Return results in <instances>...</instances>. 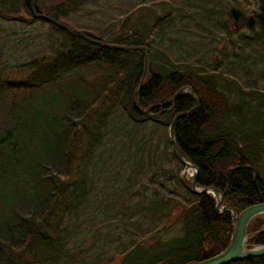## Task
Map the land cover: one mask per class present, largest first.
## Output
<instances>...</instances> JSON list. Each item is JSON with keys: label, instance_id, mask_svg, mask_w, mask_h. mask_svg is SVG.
<instances>
[{"label": "trees", "instance_id": "1", "mask_svg": "<svg viewBox=\"0 0 264 264\" xmlns=\"http://www.w3.org/2000/svg\"><path fill=\"white\" fill-rule=\"evenodd\" d=\"M216 1L220 0H208L209 18L215 15ZM8 2L10 6L23 5L33 16L31 0ZM35 6L37 13L56 20L66 11L63 0L44 12ZM144 22L139 20L142 32L123 25L107 37L73 23L72 31L51 23L64 35L53 51L16 66L28 72L23 71L22 80L14 86L26 90L42 87L45 96L57 100L64 95L76 109L70 115L69 110L58 107L60 113L51 117L47 104L36 124L43 141L40 144L35 139L27 148L17 135L23 129L20 121L7 124L8 117L0 119V128L4 127L0 131V189L8 188L13 196L7 201L0 196V264H71L74 254L65 248L61 219L79 217L80 207L92 188L88 168L95 163V157L99 162L101 154L114 151L116 148L109 150L107 143L115 141L119 153L133 152L134 169L148 175L150 181L154 179L153 191H140L141 199L157 207L164 218L180 211L181 233L171 236L165 246L138 264H189L215 255L231 236L233 215L227 208L238 213L252 203L264 201V90L255 87L246 92L247 96L238 98L230 118L229 99L218 87L216 76L188 68H167L164 64L153 66L152 44L146 39L150 25ZM241 23L247 26L242 19L238 27ZM85 35L105 44L147 46L146 68L144 50L95 44ZM94 63L103 68V76L96 83H86L79 89L80 76L63 82V75L70 69L72 72ZM6 80L0 79V92L10 88L4 85ZM52 86L57 87L58 94L53 93ZM176 92L173 100L163 105ZM28 97L33 101L31 95ZM244 103L252 109L248 124L240 116V109L247 107ZM29 104L15 105L11 112H21ZM179 113L185 115L177 117L173 127L178 151L197 168L198 187L219 190L221 206L226 207L223 211L216 209L211 193L194 192L191 182L179 178L184 165L176 159L168 135L169 124ZM121 117L124 123L117 125L116 118ZM161 143L163 154L169 153L167 162L160 153ZM31 144L39 149L38 155L31 154L35 151ZM75 161L79 164L76 170ZM76 171L79 178L73 175ZM169 180L171 186L165 188L168 192L160 194ZM247 233L249 247L264 244V214L249 221ZM138 246L131 247L125 258L133 255L130 259H135L142 249ZM228 264H264V255Z\"/></svg>", "mask_w": 264, "mask_h": 264}, {"label": "rangeland", "instance_id": "2", "mask_svg": "<svg viewBox=\"0 0 264 264\" xmlns=\"http://www.w3.org/2000/svg\"><path fill=\"white\" fill-rule=\"evenodd\" d=\"M8 1L13 2L0 0V77L3 80L7 78L5 86L10 85L4 91L5 96H0V111L3 113L0 119L4 121L8 117L11 123L7 121V124L20 121L23 129H19L17 135L27 148L35 139L40 144L43 141L36 124L47 104L51 117L60 113L59 108L69 110L70 115L74 114L76 106L73 103L72 108L64 95H60L58 100L45 96L42 87L26 90L14 86L18 85V80H22L23 71L25 74L28 72L26 68L18 69L16 66L36 56L51 53L64 35L51 22L33 17L21 4L10 6ZM59 1L34 0V4L44 12ZM63 1L66 11L59 21L101 32L103 37L117 32L123 25L142 32L139 20L141 23L145 21L144 24L149 23L146 39L152 44L153 66L159 68L164 64L167 68H188L216 76L218 87L228 96L230 118L238 106V98L247 96L246 92L255 87L264 90V0L216 1L213 4L215 15L212 13L211 18L207 17L208 0ZM231 6L240 8L246 15L254 14L255 26L249 28L241 23L233 32L227 11ZM4 66L6 68L1 69ZM102 69L97 63L84 64L65 73L63 82L80 76L79 89H83L86 83H96L103 76ZM51 88L53 93L58 94L57 87ZM4 92H0V95ZM29 95L33 100L31 102ZM56 100L57 107L54 103ZM23 102L30 104L21 112L19 109L11 112L15 105L21 106ZM257 102L260 103V100ZM251 111L249 105L240 109V116L245 120L243 123L250 122ZM116 121L117 125L124 123L122 117L116 118ZM3 128H0L1 132ZM34 144H31V148L35 151H31V154L36 156L39 149ZM107 146H110L107 147L109 150L116 149L101 154L99 162L95 157V163L91 162L88 168L87 176L92 188L80 207L79 217L63 216L61 219L65 248L74 254L71 264H122L123 261L124 264H138L146 255H152L165 246L171 236L181 233L178 220L180 211L164 218L157 207L151 206L147 199H141L140 191L146 189L147 194L153 191L154 179L150 181L148 175L140 174L137 167L134 169L133 152L119 153L116 141L107 143ZM163 147L161 143L160 153L167 162L169 153L163 154ZM20 151L21 148L18 153ZM73 167L79 169L77 161ZM192 172L191 168L184 166L179 178L190 182ZM76 174L77 171L73 175L78 177ZM170 184V180L166 181L160 194L168 192L165 188ZM0 196L6 201L13 197L8 188L0 189ZM134 246L142 248L136 260L130 259L133 255L125 258Z\"/></svg>", "mask_w": 264, "mask_h": 264}, {"label": "water", "instance_id": "3", "mask_svg": "<svg viewBox=\"0 0 264 264\" xmlns=\"http://www.w3.org/2000/svg\"><path fill=\"white\" fill-rule=\"evenodd\" d=\"M31 12L34 16L41 17V18L59 26L60 28L67 30V31L74 30L71 26L64 24V23H62V22H60L54 18H51V17L44 15V14L37 13L35 11L34 0H31ZM243 16H244V12L240 8H238L236 6H231L229 8V17L232 21L233 27H237L240 19ZM254 21H255V17L252 14L247 16V24L249 27L254 26ZM85 37L89 41H91L95 44H99V45H113L115 47H119L122 49L132 48V49H136V50H138V49L144 50L145 68H146V63H147V59H148V48H147V46H145V45L126 46V45H119V44H105V43L100 42L96 38L89 37L88 35H85ZM140 87H141V83L139 84V87L137 88V90ZM137 90L135 92H137ZM177 93L178 92H176L170 98V100L163 103V105L168 104L170 101H172ZM190 94H193V92L191 90H190ZM195 101H196V104H198L199 100L197 97H195ZM182 115H185V113L177 114L173 118L171 123L169 124V129H168L169 140L172 144V148H173L175 157L180 163L195 169V172L193 174L192 181H191V189L194 192H210L211 191V192H213V194L215 196L218 195V198L216 197V209H218L220 204H221V199H222L221 193L218 191L217 188H215L213 186H208V187L205 186V187H201V188L197 187L196 186V180H195L196 175H197V168L195 167L194 164L187 161L178 151L176 142L174 140L173 127H174V122H175L176 118L179 116H182ZM222 209H225V208H222ZM229 209L233 215V228H232L231 236L229 238L227 245L217 254L212 255L210 257H207L205 259L199 260V261L189 263V264H228V263L233 262V261L242 260V259L249 258V257H258V256L264 255V244H260V245L253 246V247H249L247 244L248 223L253 217L260 215V214H264V201L252 203V204L248 205L247 207H245L244 209H242L238 213L235 212L232 208H229Z\"/></svg>", "mask_w": 264, "mask_h": 264}, {"label": "bare ground", "instance_id": "4", "mask_svg": "<svg viewBox=\"0 0 264 264\" xmlns=\"http://www.w3.org/2000/svg\"><path fill=\"white\" fill-rule=\"evenodd\" d=\"M190 93V92H189ZM218 198V195L216 196Z\"/></svg>", "mask_w": 264, "mask_h": 264}, {"label": "flooded vegetation", "instance_id": "5", "mask_svg": "<svg viewBox=\"0 0 264 264\" xmlns=\"http://www.w3.org/2000/svg\"><path fill=\"white\" fill-rule=\"evenodd\" d=\"M235 29V28H234ZM217 58V57H216Z\"/></svg>", "mask_w": 264, "mask_h": 264}]
</instances>
